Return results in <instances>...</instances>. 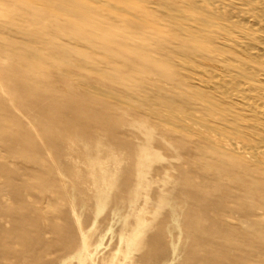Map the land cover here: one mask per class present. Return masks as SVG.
I'll return each instance as SVG.
<instances>
[{
	"label": "rangeland",
	"instance_id": "obj_1",
	"mask_svg": "<svg viewBox=\"0 0 264 264\" xmlns=\"http://www.w3.org/2000/svg\"><path fill=\"white\" fill-rule=\"evenodd\" d=\"M61 9L0 0V126H10L0 131V264H264L257 201L227 192L235 182L226 167L242 165L138 108L153 89L174 97L177 70L159 59L156 29ZM23 63L32 91L7 70ZM140 217L147 224L133 248Z\"/></svg>",
	"mask_w": 264,
	"mask_h": 264
},
{
	"label": "bare ground",
	"instance_id": "obj_2",
	"mask_svg": "<svg viewBox=\"0 0 264 264\" xmlns=\"http://www.w3.org/2000/svg\"><path fill=\"white\" fill-rule=\"evenodd\" d=\"M42 1L60 10H62L61 8L71 7L84 18L97 13L98 10H102L100 16H95V19L98 17L101 22L110 19L117 22L122 20L124 23L133 24V27L148 23L151 30H153L152 28L156 29V34L158 33L157 35L160 36L157 40L159 42L156 43L160 44L156 50L159 59L162 62L174 65L177 70L174 74L172 73L171 90L173 94L169 92L174 97L168 103L167 95L164 92L152 88L151 92L141 93L145 98L141 99L138 108L152 113V116L154 115L157 118H162L161 116L165 115L172 120L173 123L171 122V124H175L180 130L184 128L189 130L190 128L197 132L202 138V148L195 145L198 147L197 149H207V151L213 149L227 154L226 158L229 156L233 161L240 163L242 165L240 170L233 163V165L229 164L227 166V163L225 165L227 166V173L233 172L231 177L235 182L234 187H230L227 192L229 194L249 195L254 201H257L255 205L257 214L264 216V0ZM103 11L107 13L104 14ZM25 34L36 35L31 30ZM143 40L141 41L143 42ZM146 50L148 51V49ZM153 52L155 53V51ZM152 63L149 64L152 65ZM23 64L25 69H17L9 65L7 70L11 72L15 79L19 78L23 81L22 85H28L31 89L33 86L29 81V71L32 70V66L29 63ZM4 69L6 70V67H3L2 70ZM189 84L191 86L197 84L204 89H192ZM96 89L99 88L96 87ZM85 91L93 92V86L90 84L85 85ZM24 94L26 95V93ZM21 96L23 95L21 94ZM26 96L30 97L28 94ZM30 101L32 102V100ZM180 104L187 107L183 108ZM1 119L3 121L0 131H7V128H5V126H8V124H5L6 120ZM186 122L188 123L186 124ZM145 135L144 138H146ZM84 148L87 149V147ZM106 148L110 150L109 147ZM88 154L92 153L88 151L87 156ZM87 158L89 157H86V160ZM151 158L152 153L146 148L143 151L140 164L148 166ZM103 161L100 157L99 159L92 157L88 163L93 168L99 166V168L105 170ZM243 165H246V167ZM243 167H245V170ZM141 173L144 177L146 170H141ZM107 179L105 174L100 176V181L103 183ZM95 180H98V177L95 176ZM107 184L110 185L109 182ZM100 194L98 196V200L101 198L100 203H98L99 208L105 204L108 197L106 189ZM146 224V220L140 217L136 229L131 231L135 232L132 233L135 238L132 239L133 248L140 244V238Z\"/></svg>",
	"mask_w": 264,
	"mask_h": 264
}]
</instances>
